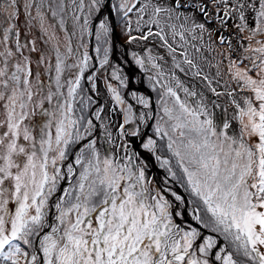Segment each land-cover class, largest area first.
<instances>
[{"label": "snow or ice", "instance_id": "6c2138e0", "mask_svg": "<svg viewBox=\"0 0 264 264\" xmlns=\"http://www.w3.org/2000/svg\"><path fill=\"white\" fill-rule=\"evenodd\" d=\"M72 5L78 29L66 35L67 57L77 31V56L85 50L67 66L76 74L66 95L67 57L59 47L54 81L46 85L37 67L34 85L23 49L38 50L34 40L21 42L18 0H4L0 13V264H264V0ZM23 8L25 28L38 23L46 43L57 41L58 29L66 31V0H27ZM134 10L137 36L131 34ZM113 14L129 43L158 38L164 54L147 49V64L133 58L144 72L148 65L155 70L147 78L152 91H160L154 108L150 94L129 88L126 94L142 108L136 115L108 82L123 122L115 138L101 124L98 140L91 117L100 112L88 111L96 102L87 94L96 89L97 71L107 66L112 81L131 84L109 59ZM86 35L94 36L95 58ZM224 46L218 64L204 55ZM225 59L230 82L217 91L200 61L216 67L219 77ZM177 71L205 81L217 98L227 95L231 116L228 108L216 113L219 104L188 87ZM82 79L90 89L82 88ZM244 92L241 103L236 96ZM153 165L162 172L159 180L148 175Z\"/></svg>", "mask_w": 264, "mask_h": 264}, {"label": "rangeland", "instance_id": "374dc122", "mask_svg": "<svg viewBox=\"0 0 264 264\" xmlns=\"http://www.w3.org/2000/svg\"><path fill=\"white\" fill-rule=\"evenodd\" d=\"M27 2V0H18V3L20 5V17H19V27L21 30V42L22 43H26L27 41H35V47L37 48V52H29L28 51V47H31V45H28V47L23 49V55L24 56H28L30 59V67L32 69L33 72V76H32V80H33V84L35 85V72L37 70V67H39V71L41 73L42 79L44 80L45 84H49L52 81H54L56 72H55V51L54 48L56 46L59 47L60 52L62 54V56L67 57V50H66V35H70L74 30L78 29V25L76 24V21L73 19V12H72V0H66V3L68 4L69 7V11L66 13L65 15V26H66V31L65 30H60L58 29L56 32L57 35V41H52L49 43H46L45 40L43 38H41V32H40V28H39V24L37 23L35 25V27H33L31 30H28L25 28L24 25V19H25V12H24V8L23 5ZM85 3H88V0H85ZM114 3H118V0H114ZM4 9V0H0V13L3 12ZM33 11V15H35V9L32 10ZM78 11V9H77ZM87 11V8H85V12ZM114 16V22L116 25V32L117 35L119 37L120 42L123 44L124 49L127 53L128 58L130 59V61L133 63V66L136 68V70L138 71V76L135 77L134 81L138 82L140 81L142 83V85L144 86V88L146 89V92L148 91L149 93H151V95L153 96L154 102L157 101L158 96H157V92L160 91L159 87H157L156 91H152V89L149 86V81H148V75L152 74L155 72V70L151 69V66L148 65L150 71L149 72H144L143 70H141L139 68L138 65L135 64V60L133 58V53H135L137 56L145 59V62L147 64V49H151V53L153 56H157V55H161L164 54L163 50L159 47V40L158 38H152L149 41H142V40H135L131 43H129L127 41V36L125 34L124 31V27H123V21L120 19V17H117L115 14H113ZM130 18L132 20V35L133 36H137L139 35V33H137L135 31V21H136V14H135V10L133 11V13L130 14ZM0 23H4V18L3 16H0ZM82 23V21H81ZM74 25H76V29H74ZM6 26V25H5ZM210 27H214V25H210ZM25 32H27V35H25ZM227 34V33H225ZM171 39V38H170ZM92 40H93V47H92V52L93 55L96 57V53L94 51V47H95V42H94V36H92ZM80 42V34L77 31V36L74 37L72 39V49H73V54L70 57H67L65 59V70L62 73L61 76V82L65 85L64 88L62 89V91L65 93V95L67 94V81L70 79H74L75 74H76V69L75 68H69L67 67L68 65H74L77 63L78 58H82V53L85 49L81 48L80 49V53L81 56L78 57L77 56V47L78 44ZM84 43L88 44V49L87 51L90 54V35H86L84 37ZM237 42L235 40H233V44L235 45ZM11 46V45H10ZM110 47H111V51L109 54V59L111 61V63L114 66H118L122 68V74L124 76L127 77H132V74L130 75H126L127 73L129 74V70L127 68V63L122 55V53L118 50V48H116L117 46H113L112 45V41L110 39ZM116 49V50H115ZM2 50V49H0ZM14 50V49H13ZM190 52L192 50H189ZM221 51H225L226 53V46H224L223 49L221 48H217L215 51L213 52H205L204 55L207 57V59L209 61H211L212 64H218L221 61V56H220V52ZM19 55V54H18ZM44 57V63L39 64L38 65V61L40 59V56ZM91 56V55H90ZM120 59V61L122 62V60H124L123 63L119 62L118 58ZM19 59H23L22 56H19ZM116 60V61H115ZM165 60L167 61L166 64H164V71L165 72H171V59L169 57H167L165 55ZM15 62V61H13ZM163 63V62H161ZM201 66L203 67L204 71L206 74L209 75L210 79H213V86L217 88V91H225L226 89L221 87V85H225L226 83L230 82V77L228 75L227 72V66H228V61L225 59L223 61L222 64H220L219 66V71H220V76L217 77L216 73L218 71V69L216 67H212L209 68L208 64L200 61ZM168 65V68H167ZM97 68H98V61H97ZM111 68H108L107 66L105 67V69L99 70L97 71V77L94 78L95 79V83H96V89H92L91 91H89L87 94L91 95L93 97V99L95 100V104L92 105V107L88 110V111H92L94 109H96V111L100 112V116L99 118H96L97 121L99 120L100 125L104 124L107 125L109 128V131H111L112 136H115L114 132H115V126L116 123L118 122V127L119 124L122 123V111H121V106L119 105H114V102L111 98V94L108 92L107 90V83L110 82L113 84L114 87H117V90L121 92V94L124 96L125 91H126V87H120L119 86V82L118 81H112L111 80ZM181 80H183L185 82V84L188 87H192L193 85L195 86V89L198 92H203L204 95L211 101V100H215L217 102V104H219V108L215 109L216 113H221L223 111V109L228 108L229 111V116H231L232 112H233V108L230 104V98L227 95L221 96L219 98L213 96L211 94V92L208 90V86L207 83L205 81H202L200 79H196L193 80L190 76H185L183 73H179L177 71L176 73ZM87 75V73L85 74ZM167 80H170V77H166ZM218 81V83H217ZM172 86L175 87V82L171 81ZM81 86L82 88L85 89H89L91 88L90 84L85 80L82 79L81 80ZM232 87H235V85L233 84ZM52 88L53 90H55V85L54 83H52ZM48 91V88L45 87V91L44 94L46 95ZM147 92V94H148ZM99 95L103 101H101V103L98 102V100L95 99V95ZM247 92L241 93L240 95L236 96V99L238 101H240L241 103H243L241 96L243 95H247ZM141 95H144L141 94ZM181 95V94H180ZM41 97H36V99H40ZM125 99V97H124ZM126 101V99H125ZM128 102L126 101V105L127 106ZM78 106V105H77ZM45 107H49L47 104H45ZM156 107V103L154 105V108ZM32 106H29V110H31ZM2 108H0V118L2 117ZM134 114L137 115L136 110H133ZM92 118V117H91ZM43 119L40 116H36L33 117V120H41ZM27 123H31L30 121H26ZM133 125H129V127H132ZM142 127V126H141ZM235 127V125H234ZM54 131V129H53ZM101 129L100 127H98L97 124V133L96 136L99 140V137L101 135ZM149 134H151V129H148ZM116 143H119V140L117 139L115 141ZM101 143H103L101 141ZM104 147H109V145L104 144ZM113 151H117L114 147H113ZM122 154V153H119ZM149 176H152V172L149 171L148 173ZM158 179V177H157Z\"/></svg>", "mask_w": 264, "mask_h": 264}, {"label": "water", "instance_id": "95a60500", "mask_svg": "<svg viewBox=\"0 0 264 264\" xmlns=\"http://www.w3.org/2000/svg\"><path fill=\"white\" fill-rule=\"evenodd\" d=\"M112 3H114V0H112ZM113 16L114 15H112V27L114 28V32H113V34L111 36L112 45L114 47L117 46L116 48H118V50L122 53V55H123V57H124V59H125V61L127 63V68H128V70L130 72V70H131V68L133 66V63L128 58L127 53H126V51L124 49V46H123V44L119 40V37H118L117 32H116V25H115L114 17ZM92 47H93V40H92V35H90V48H91L90 55L95 58V56L93 55V52H92L93 51L92 50ZM92 62L93 63H96V65H97V61L94 60ZM129 88H130V85L128 87H126V91H125V94H124V97H125L126 101L128 102V104H132L133 105V110H136V109L142 110L141 106L136 105L135 104V101L132 100V98L129 95L126 94L129 91ZM148 94H150V98H151V100L153 102V107H154L155 102H154L153 96L149 92H148ZM95 99L98 100L99 103H101V100L98 97H95ZM93 120H94L95 124L97 125V119L94 118ZM150 171L152 172L153 175H156V177H158V180H159L160 176L162 175V172L157 168V166L153 165L152 168L150 169Z\"/></svg>", "mask_w": 264, "mask_h": 264}, {"label": "bare ground", "instance_id": "6f19581e", "mask_svg": "<svg viewBox=\"0 0 264 264\" xmlns=\"http://www.w3.org/2000/svg\"><path fill=\"white\" fill-rule=\"evenodd\" d=\"M117 58H118V57H117ZM118 60H119V62H121L119 58H118ZM115 61H116V60H115ZM123 62H124V60H122L121 63H123ZM137 73H138V71L136 70V68H135L134 66H132V68H131L129 74H128V73L126 74V75H130V74H132L130 88H132V89H138V90H139V91H138V94H143V93H144V94H147L146 89L144 88V86L142 85V83H141L140 81H138V82H135V81H134L135 77L138 76ZM89 89H90V88H89ZM94 110H96V109H94ZM92 111H93V110H92ZM139 111H140V109H136V113H137V115H138ZM92 118L94 119V118H96V117L93 116ZM142 127H143V126H142Z\"/></svg>", "mask_w": 264, "mask_h": 264}, {"label": "trees", "instance_id": "16d2710c", "mask_svg": "<svg viewBox=\"0 0 264 264\" xmlns=\"http://www.w3.org/2000/svg\"><path fill=\"white\" fill-rule=\"evenodd\" d=\"M231 23H232V21H229V24H231ZM225 35H227V34H225ZM189 50H192V49H189ZM167 68H168V65H167ZM180 94H181V96H183V93H182V92H181ZM96 96H97L101 101H103L102 98H101L98 94H97ZM97 124H98V127H99V126H100V122H99V120L97 121ZM115 128H116V129L118 128V122L116 123ZM116 129H115V132H114L115 136H113V138L116 137Z\"/></svg>", "mask_w": 264, "mask_h": 264}]
</instances>
